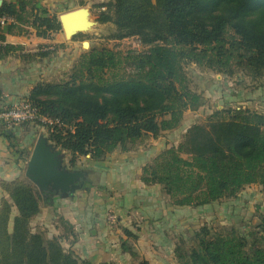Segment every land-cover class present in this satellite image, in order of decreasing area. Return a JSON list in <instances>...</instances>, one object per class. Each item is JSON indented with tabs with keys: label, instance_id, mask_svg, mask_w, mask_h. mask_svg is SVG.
Masks as SVG:
<instances>
[{
	"label": "trees",
	"instance_id": "16d2710c",
	"mask_svg": "<svg viewBox=\"0 0 264 264\" xmlns=\"http://www.w3.org/2000/svg\"><path fill=\"white\" fill-rule=\"evenodd\" d=\"M106 5L99 21L115 25L112 38L136 36L146 49L92 48L81 55L69 80L40 81L25 99L48 120L40 123L47 126L49 141L71 153V164L80 156L105 159L147 135L178 128L186 110L204 104L203 95L189 86L185 63L229 75L235 68L264 75V0H108L100 6ZM0 14L20 24L7 25V32L26 22L41 37L62 29L58 15L40 10L33 0L4 1ZM124 62L135 73L115 72ZM5 125L12 140V125ZM141 180L160 184L179 206L233 198L255 184L264 187V113L217 110L144 166ZM2 187L9 199L0 204V264H86L64 248L63 235L49 238L32 229L42 197L53 203L55 191H40L26 177L3 181ZM198 236L199 246L189 254L192 264H264V213L251 239L232 228L213 232L206 226Z\"/></svg>",
	"mask_w": 264,
	"mask_h": 264
},
{
	"label": "rangeland",
	"instance_id": "374dc122",
	"mask_svg": "<svg viewBox=\"0 0 264 264\" xmlns=\"http://www.w3.org/2000/svg\"><path fill=\"white\" fill-rule=\"evenodd\" d=\"M107 1L77 0V7L62 11L67 12L78 8H87L92 25L88 30L75 34L79 35L75 39L78 41L76 48L70 45L68 49H64L66 53L68 51L74 53V61H72V56L69 57L67 55L63 59L62 68L56 71L55 69L51 70L52 66L49 67L44 81L63 83L69 80L73 68L81 55L92 48L110 47L123 53L146 49V46L142 45L139 37L136 36L123 39L112 38L116 29L115 25L112 22L99 21L100 12L109 8V5H106L105 8L100 5L107 3ZM84 41L89 42V47L83 44ZM71 53L70 55H72ZM39 57L40 59L34 56V60L36 63L41 62V66H44L46 61L47 65L50 63V60L44 58L45 56L42 54ZM58 61L62 62V59ZM184 69L189 86L203 95L204 104L197 110H186L178 128L166 130L157 137L147 135L134 143V145H131L142 149H150L152 145L150 142L156 140V154L151 161H147L146 165L152 163L165 149L171 146H178L183 140L185 130L189 126L196 122L207 120L217 110L223 109L227 111L242 107L264 113V75L253 77L240 68H235L233 74H223L195 63H185ZM135 70L132 65L124 62L115 72L129 75L135 73ZM23 101L12 106L22 104ZM40 122L45 123L46 120L35 119L17 124V127H21L24 130L22 133L14 134L13 142H15L14 145L18 152L27 149L24 156L26 161L24 172L38 137L40 135L48 136L47 126ZM22 145L24 146L22 147ZM57 148L59 149V147ZM71 157L72 155L69 151L63 150V166L70 170L80 169L86 171L88 176L84 184L75 191L74 196L55 194L52 196L53 203H48L44 197L41 200V204H48L50 209L53 210L50 214V220H53L54 226H59L62 229L60 235H63V246L67 250L73 249L70 243L72 244L73 239L78 240V234H75L72 239L70 237V229L66 228V224H63L65 221L63 218L64 201H72L73 204L76 202L75 199L77 197L78 201H82V207L86 210H97L101 207L102 214L105 215L107 221L115 225L118 224L117 213L108 205L109 200L114 197L115 191L109 190V186L103 184L106 181L105 170L102 167H105L103 164L106 158L94 160L90 155L80 156L76 159L75 164H71ZM25 177L24 175L22 178ZM147 185L157 189L155 191L152 190L153 193L164 194L168 198H163L161 203H156L159 205L156 211H160V214L158 215L156 212L151 215L150 227L142 226L146 220L142 214L137 216L138 219H133V224L130 225L131 235L125 231L128 228L120 226L121 232L115 233L117 236L115 242L117 244L116 248L119 249L118 254H121L122 259L116 257V260L113 263L111 262V264H140L143 259L148 260L150 264H192L189 254L192 248L199 246L198 233L202 227H209L213 232H222L232 228L251 239L252 234L256 231V225L260 222L264 213V187L257 184H255V188H252V185L245 187L236 197L214 201L201 206L176 205L173 199L164 192L160 184ZM150 193L152 192L150 191ZM96 202L97 205L95 206L94 203ZM169 210L172 214L169 221H166V212H170ZM15 213H17L16 209H14ZM31 226L34 231H41L46 237L50 234L48 230H41L36 223L31 224ZM64 236H67V241L64 240ZM73 252L86 264H108L102 259L95 261L96 259L93 258L92 261L89 260L82 255L81 250L76 253L73 249Z\"/></svg>",
	"mask_w": 264,
	"mask_h": 264
},
{
	"label": "crops",
	"instance_id": "0c3cea01",
	"mask_svg": "<svg viewBox=\"0 0 264 264\" xmlns=\"http://www.w3.org/2000/svg\"><path fill=\"white\" fill-rule=\"evenodd\" d=\"M4 1L17 3L20 0H3L2 3ZM33 1L37 2L40 10L47 9L51 15L57 14L58 17L64 13L62 11L78 6L77 0ZM27 9L31 10L30 5H27ZM27 18L31 20V17L27 16ZM14 23L19 24L16 20ZM21 29L23 30L21 31ZM2 32L5 40H3L4 46H1L0 49V110L23 101L38 82L45 80L44 77L47 76L49 67L52 66L51 70L55 69L56 71L62 68L63 59L67 55L72 56V61H74V53L69 51L66 53L64 49H68L70 45L76 48L78 43L74 39L75 35L71 38L67 37L62 29L52 32L48 37L38 36L29 22L14 27L11 32H7V28H3ZM12 46H18L20 49L14 50ZM42 53H49L44 55V58L50 60L48 65L47 61L44 66H41V62L36 63L34 60V56L40 59L39 55ZM60 59L62 62L58 61ZM17 126L12 125L11 127V131L15 135L24 130ZM5 129L9 128L0 118V204L3 198L9 199L8 193L2 187V182L24 177L23 169L26 162L24 156L27 150L18 152L15 145L12 144L14 137L12 140L8 139L4 133ZM150 143L152 144L150 149H142L141 147H132L125 151L116 149L106 157L103 164L105 167L102 168L105 170L106 181L103 184L109 186V190L115 191L114 197L109 200L108 205L117 213L118 224L108 222L105 215L102 214L101 207L97 210L84 209L82 201H78L77 197L73 204L72 201L63 202V218L72 226L70 237L73 239L74 235L78 234V240L74 239L75 241L70 243L76 253L81 250L82 255L89 260L92 261L93 258L96 259L95 261L102 259L108 264L113 263L116 257L122 259L121 254H118L119 249L116 248L115 242L117 237L115 233L121 232L120 226L131 230L130 225L133 224V219H138L137 216L142 214L146 218L142 226L150 227L151 215L156 212V214H160V211H156L159 208L156 203H161L163 198L168 197L164 194L153 193L157 189L150 187L141 180L143 167L147 161H151L157 151L156 140H152ZM252 188H255V185H252ZM94 205L96 206L97 202ZM168 208L170 209V207ZM52 211L48 204H41L40 212L31 222V224H38L41 230H48L50 234L47 237L49 238L60 235L62 231L59 226L53 225V220H50ZM166 214L165 220L169 221L172 213L170 211ZM64 240L67 241V236H64Z\"/></svg>",
	"mask_w": 264,
	"mask_h": 264
},
{
	"label": "water",
	"instance_id": "95a60500",
	"mask_svg": "<svg viewBox=\"0 0 264 264\" xmlns=\"http://www.w3.org/2000/svg\"><path fill=\"white\" fill-rule=\"evenodd\" d=\"M3 0H0V6ZM88 16V18H87ZM62 30L67 37H73L80 31L88 30L92 22L87 8H78L59 15ZM83 44L89 47V42ZM63 150L52 144L48 137L40 135L27 162L25 176L40 191H55L61 196H74L87 179L86 171L70 170L63 166Z\"/></svg>",
	"mask_w": 264,
	"mask_h": 264
},
{
	"label": "built area",
	"instance_id": "2783aa9c",
	"mask_svg": "<svg viewBox=\"0 0 264 264\" xmlns=\"http://www.w3.org/2000/svg\"><path fill=\"white\" fill-rule=\"evenodd\" d=\"M15 20L12 16L0 14V27L4 28L7 25L14 23ZM4 45V41L0 39V47ZM0 118L7 125H17L25 121H32L39 119L41 121H48L45 118L39 117L36 109L28 101H23L22 104L14 105L11 107H4L0 110ZM113 218V217H112Z\"/></svg>",
	"mask_w": 264,
	"mask_h": 264
},
{
	"label": "bare ground",
	"instance_id": "6f19581e",
	"mask_svg": "<svg viewBox=\"0 0 264 264\" xmlns=\"http://www.w3.org/2000/svg\"><path fill=\"white\" fill-rule=\"evenodd\" d=\"M87 18H88V16H87Z\"/></svg>",
	"mask_w": 264,
	"mask_h": 264
}]
</instances>
